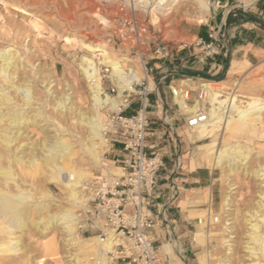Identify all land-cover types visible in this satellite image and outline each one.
<instances>
[{
  "label": "bare ground",
  "instance_id": "bare-ground-1",
  "mask_svg": "<svg viewBox=\"0 0 264 264\" xmlns=\"http://www.w3.org/2000/svg\"><path fill=\"white\" fill-rule=\"evenodd\" d=\"M133 1L135 8L149 12L153 24L159 17L163 18L169 13L173 2V0ZM195 1L199 14L208 15L209 0ZM13 8V11L22 13L23 16H31L20 8L15 6ZM92 14L95 16V13ZM99 18L101 22H106L102 17L99 16ZM0 22L2 39L7 43L6 47L0 46V264L27 263V258L23 256L19 258L21 250L19 239L29 229L38 230L42 235L57 230L63 236V245L67 253H70L72 249H78L77 253L84 255L83 259L76 257L77 254L70 255L73 256L69 259L70 264H94L91 256H96L102 264H105L104 256L97 255L96 250L100 247H108L111 242L103 245L99 243L96 235L85 238L81 237L78 231L81 221L77 213L86 202L82 187L92 175L88 171H76L72 164L73 157L77 153L76 146L64 134H56L54 131L56 127L61 128V116L66 110H70L66 105L67 98L53 97V115L49 117L52 123L48 124L43 112L46 102L34 97L30 77H19V60L22 57L16 50L12 31L1 17ZM35 23L32 22L34 29L38 27ZM65 42L70 43V38L65 37ZM80 46L85 53L80 57L79 70L88 84L92 116L86 117L83 113L74 112L72 119L77 125L83 127L87 134L85 142L82 141L83 144L81 140H78L80 150L91 163L102 167L106 165L101 159L102 154L109 148L103 134L106 122L103 119L105 113L102 110L108 106L114 108L122 92L131 89L134 80L146 78V72L142 64L135 68L125 57L110 58V53L106 51L104 45L81 43ZM248 64L247 61H232L227 75L229 77L237 75L239 70ZM101 66L110 68V78L115 81L118 88L117 96L114 98L103 92L99 76ZM43 82L41 80V83ZM227 84V81L191 84L194 90L204 89L205 99L199 102L194 98L193 103L188 105L182 97H177L176 102L184 114H195L199 110L206 112V121L193 129L189 138L193 142H199L195 147V155L192 157L197 156L200 163L209 170L219 171L221 180L225 181L227 192L221 198L220 213L228 212L231 207L230 192L233 185L226 180L242 169L240 173L244 178L250 176L255 181L257 193L254 207L241 215V223L244 226V241L241 245L244 255L240 261L248 262V264H264V164L261 165L259 161L256 169L248 171L247 168V163L251 161L254 153L251 145L256 142L264 144V101L257 97L235 95L234 91L228 93ZM46 93H49V89ZM38 101H41V104ZM37 104L39 106L36 108ZM32 126L39 127L43 135L46 131L54 129V135L50 141L45 136L39 147L41 150L39 156L32 152V148L25 145V148L31 150L30 157L25 159L24 145H19V141L26 133L25 130ZM51 126L53 129L50 128ZM256 157L264 160V156L259 152H256ZM15 167H18L29 179H33L39 169L44 179L50 184L62 183L66 194L64 198L66 204L58 205L56 211L50 214L48 192H40L43 200L36 202L34 193L21 188L17 183ZM204 196V202H210L209 190L204 191ZM199 218L201 224L196 225L194 242L207 248L209 237L215 234L209 231L203 232V225L208 227L211 222L217 223L218 218L212 213L210 207L202 212ZM227 221L221 234L222 245L227 252H231L229 240L232 238V233L230 223ZM108 235L111 237L110 232ZM41 248L45 253L55 252L53 243L44 244ZM89 253L87 259L85 255ZM198 256L202 262H206L209 256L208 249L203 250ZM5 257L7 261H4ZM42 261L44 260L40 259L38 263Z\"/></svg>",
  "mask_w": 264,
  "mask_h": 264
},
{
  "label": "rangeland",
  "instance_id": "rangeland-1",
  "mask_svg": "<svg viewBox=\"0 0 264 264\" xmlns=\"http://www.w3.org/2000/svg\"><path fill=\"white\" fill-rule=\"evenodd\" d=\"M255 3V0H209V13L203 16L199 14L195 0H173L169 13L163 18L159 17L153 24L149 12L135 8L133 0H0V17L13 32L11 34L14 37L16 50L22 57L19 60V77H30V85H32L31 87L35 93L34 97L46 102L43 112L46 115L48 124L52 123L49 117L53 115V97L67 98L66 105L70 110H66L63 116H61V128L56 127L54 128L55 130L52 126L50 128L56 134H64L66 138L74 143L77 150L76 156L72 160L74 168L78 172L88 171L92 175L91 178H93L99 175L119 174V170L115 168L119 164L110 162V145L102 154L101 159L106 164L102 167L91 163L89 158L80 150L78 140H81L83 144L87 134L84 128L77 125L72 119V113L80 112L86 117L92 116L88 84L79 70L80 57L85 53L80 44L104 45L106 46V51L110 53V58L126 56L121 51L122 47L118 46L119 44L114 37V30L118 26V14L116 12L121 5L125 6V8L134 9L139 23L148 28L150 34H154L167 43L172 40V37H177L176 28L185 25V22L215 27L221 13L237 9H243L248 12ZM14 6L31 14V16L26 17L22 13L13 11ZM92 13H95V16ZM99 16L105 19L106 22H101ZM32 22L33 24L35 22L38 24L35 23L38 26L36 29L33 28ZM2 37L1 33L0 46L6 47L5 44L7 43L3 41ZM65 37L70 38V43L65 42ZM182 41L186 45H189L193 43L194 39ZM129 64L135 68L139 66L135 60ZM104 67L110 70L108 66ZM41 80L44 82L41 83ZM110 80L116 84L111 78ZM207 81H227L226 91L228 93L234 91L235 95L257 97L264 101V56L260 57L256 64H252L251 66L250 64L246 65L235 76L229 77L227 72H225L224 75L210 78ZM203 82L206 81L195 83ZM101 83L103 89L109 85L108 81H101ZM236 84L238 85L235 86ZM46 88L49 89L48 94L46 93ZM38 102L41 104V101ZM38 106L39 104L35 105L36 108ZM106 118L105 113V116L103 114L105 122ZM53 130L46 131L45 135L42 134L39 127L32 126L25 130L26 133L23 134L19 141V145H24L25 159L31 155V150L25 148V145H28V148H32V152L39 156L41 154V150L39 149L40 144L43 142L45 136L49 141L52 140V136L54 135ZM25 135L27 136L25 137ZM105 138L108 139V137ZM251 146L254 153L251 156L252 159L250 158L251 161L249 160L247 163L248 171L256 169L259 166V161L261 165L264 164L263 158L256 157V152L264 156V144L256 142ZM195 149L191 157L195 155ZM191 157L190 161L193 158ZM193 159L196 166H204L200 163L197 156ZM3 163H5L4 160ZM103 169L104 171H102ZM241 170L226 180L227 183L229 181L233 185V189L230 192L232 196L231 207L225 213H220V202L222 196L227 192V188L224 184L225 181L220 178L219 171H213L214 183L212 185V204L210 210L218 218V222H211L208 226L209 228L203 225V232L209 231V233L215 235L209 237L207 248H203V250L208 249L209 251L207 261L202 262L200 256H198L200 264H248V262L243 263L240 261L244 255L241 245L242 241H244V226L241 223V215L254 207L257 185L250 176L244 178L240 173ZM15 173L17 183L21 188L34 193L36 202L43 200L40 192H48L50 195L48 199L50 214L56 211L58 205L66 204L64 200L66 194L64 193L62 183L50 184L44 179L39 169L33 179L27 178L18 167H15ZM205 203L209 205V209L210 202L206 201ZM226 220L230 223L232 233V238L229 240L231 252H227V249L222 245L223 239L221 234L224 231ZM199 224L201 222L197 225ZM43 235L35 229H29L21 235L19 239V248L21 249L19 258L22 256L27 258V263L25 264H70L69 259L73 258V256H70L72 254H77L76 257L83 259L84 255L77 253L78 249H72L70 253H67L63 245V236L57 230H52L48 234ZM95 235L96 232L89 229L80 233V236L85 238ZM194 237L195 235H193ZM49 243L55 245V252H43L41 247ZM89 255L90 253L86 254L85 257L88 259ZM40 259L44 261L38 263ZM4 261H7L6 257ZM18 261L20 260L18 259Z\"/></svg>",
  "mask_w": 264,
  "mask_h": 264
},
{
  "label": "crops",
  "instance_id": "crops-1",
  "mask_svg": "<svg viewBox=\"0 0 264 264\" xmlns=\"http://www.w3.org/2000/svg\"><path fill=\"white\" fill-rule=\"evenodd\" d=\"M259 2L257 0L248 12L241 10L264 22V13L259 9ZM234 11L221 13L215 27L193 22L178 26L177 37H172L166 43L173 52V63H146L151 81L156 83L162 75L167 76L157 85V98L162 104L155 94L148 98V128L145 134L147 151L163 154V167L157 173L149 208L154 226L148 235L156 248L157 264H200L198 254L203 251V247L194 242L193 235L200 222V215L208 209V204L204 202L205 190L210 192L211 208L214 183L213 171L204 166H196L194 159L190 161L199 142H193L189 138L192 130L186 128L185 115L176 102L177 96L175 98L171 95L169 87L181 91H195L191 84L224 75L232 61H247L251 66L264 56V29L249 21L226 25L227 15ZM211 31H219L226 38L224 48L215 56L201 58L197 50L194 49L191 53L193 43L186 45L182 41L201 39L208 42ZM189 96L193 100L195 93L190 92ZM138 106V99H133L123 114L133 115ZM109 145L110 162L119 164L123 155L121 146L112 143ZM174 190L177 195L171 200L169 196Z\"/></svg>",
  "mask_w": 264,
  "mask_h": 264
},
{
  "label": "built area",
  "instance_id": "built-area-1",
  "mask_svg": "<svg viewBox=\"0 0 264 264\" xmlns=\"http://www.w3.org/2000/svg\"><path fill=\"white\" fill-rule=\"evenodd\" d=\"M116 14L118 26L114 30L115 40L122 47L125 58L142 64L146 78L134 80L132 88L122 92L114 108L108 106L102 110L107 117L103 134L108 137V144L121 146L123 155L117 167L119 174L99 175L84 182L82 191L86 202L77 213L81 221L78 231L81 233L89 229L96 232L99 243L105 245L111 242L108 247L96 250L97 255L104 256L105 264H157L156 248L148 235L154 226L149 208L157 173L163 167V154L147 151L145 134L148 128V98L151 94H155L157 98V85L167 76L162 75L156 83L151 81L146 63L157 61L170 64L173 63L174 56L164 40L150 34L148 28L139 23L134 9L121 5ZM225 43L224 34L212 32L208 42L201 39L193 41L191 53L195 49L201 58L212 57L224 48ZM109 74L107 67L100 68L101 81H108L109 84L103 92L114 98L118 88L110 80ZM169 91L172 96L182 97L188 105L193 103L190 92L195 93L199 102L205 99L203 88L181 91L169 87ZM133 99H138V109L133 115L125 116L124 110L131 105ZM158 101L162 104L161 100ZM184 115V124L188 130L195 129L207 119L206 112L200 110L195 114ZM176 195L174 190L169 198L172 200ZM91 261L102 264L96 256H91Z\"/></svg>",
  "mask_w": 264,
  "mask_h": 264
},
{
  "label": "trees",
  "instance_id": "trees-1",
  "mask_svg": "<svg viewBox=\"0 0 264 264\" xmlns=\"http://www.w3.org/2000/svg\"><path fill=\"white\" fill-rule=\"evenodd\" d=\"M258 6H259V9H261L262 12L264 13V0H260ZM239 21H246V22L249 21L252 23H257L260 25L262 29H264V22L257 20V18L253 16L252 14L242 12L241 9L235 10L234 12H230L227 15L226 25L237 23Z\"/></svg>",
  "mask_w": 264,
  "mask_h": 264
}]
</instances>
